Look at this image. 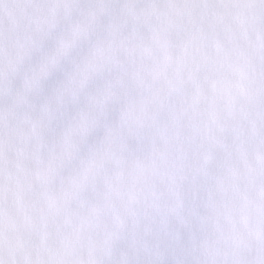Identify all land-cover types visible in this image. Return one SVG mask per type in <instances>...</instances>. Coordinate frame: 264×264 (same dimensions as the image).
<instances>
[{
	"label": "snow or ice",
	"instance_id": "1",
	"mask_svg": "<svg viewBox=\"0 0 264 264\" xmlns=\"http://www.w3.org/2000/svg\"><path fill=\"white\" fill-rule=\"evenodd\" d=\"M0 264H264V0H0Z\"/></svg>",
	"mask_w": 264,
	"mask_h": 264
}]
</instances>
